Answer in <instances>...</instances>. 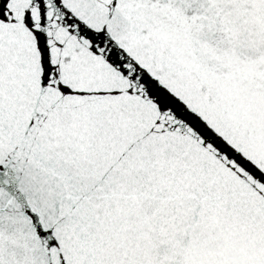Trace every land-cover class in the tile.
<instances>
[{
  "label": "snow or ice",
  "instance_id": "obj_1",
  "mask_svg": "<svg viewBox=\"0 0 264 264\" xmlns=\"http://www.w3.org/2000/svg\"><path fill=\"white\" fill-rule=\"evenodd\" d=\"M0 264H264V0H0Z\"/></svg>",
  "mask_w": 264,
  "mask_h": 264
}]
</instances>
